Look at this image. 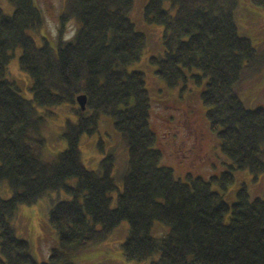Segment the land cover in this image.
<instances>
[{
  "label": "trees",
  "instance_id": "1",
  "mask_svg": "<svg viewBox=\"0 0 264 264\" xmlns=\"http://www.w3.org/2000/svg\"><path fill=\"white\" fill-rule=\"evenodd\" d=\"M9 2L12 15L0 8V183L9 184L12 196L0 194V264H75L74 253L104 242L124 221L129 235L122 249L129 262L159 254L155 264H264V199H253L243 185L229 204L212 188L227 191L236 170H248L255 179L264 174V108L250 109L240 97L246 74L263 66L264 51L240 32L238 0H149L145 6L146 23L164 27V54L150 59L156 74L172 88L203 87L209 127L232 162L209 179L187 173L185 180L162 165L145 74L128 70L146 46V36L130 19L135 0H66L57 42L42 37L41 46L30 34L45 24L35 0ZM251 2L264 9V0ZM71 20L78 29L66 40L63 31ZM17 48L21 70L33 79L31 99L7 78ZM81 95L86 109L77 107V121H67L66 149L45 160L46 115L38 109L53 114L50 108L77 105ZM100 115L113 120L129 151L115 207V157H105L96 171L81 158V138L95 132ZM74 178L76 185L69 183ZM60 191L71 198L49 213L59 245L39 263L12 222L21 205ZM156 222L168 233L153 236Z\"/></svg>",
  "mask_w": 264,
  "mask_h": 264
},
{
  "label": "rangeland",
  "instance_id": "2",
  "mask_svg": "<svg viewBox=\"0 0 264 264\" xmlns=\"http://www.w3.org/2000/svg\"><path fill=\"white\" fill-rule=\"evenodd\" d=\"M42 10L45 24L39 32L30 34L39 46L42 37L48 38L52 43L57 42L60 35V16L66 9V0H35ZM149 0H135V5L130 13V19L136 29L146 36V46L140 61L131 65L129 71H140L145 74L147 88L151 98V127L158 137L157 145L163 153L162 165L174 170L177 178L185 180L187 173L209 179L212 175H219L229 170L232 162L222 153L219 141L211 132L206 116L207 108L203 105L201 92L203 87L190 83L186 90L183 86L169 87L166 82L156 74V66L152 65V57L164 54L163 34L164 27L148 24L144 19L145 6ZM0 8L8 15H12L15 8L9 0H0ZM166 9H171V4H165ZM175 13L174 10L172 12ZM236 17L240 25V32L251 37L255 48L264 51V9L252 4L251 0H238ZM78 24L71 20L63 31L66 40L71 39L77 32ZM21 48L14 51L8 66L7 78L14 82L20 89L21 95L31 99L33 79L20 67ZM240 97L250 109L264 108V64L256 70L246 74L241 86ZM77 105L63 104L50 108L53 114H47V109L39 108L40 113H45L46 123L42 129L46 138V150L43 158L54 159L55 156L67 147L63 139L67 121H77L75 114ZM82 162L89 170H98L100 162L108 155L115 157L113 178L118 191L112 193L113 207L117 203L118 192L124 188V178L128 172L129 151L122 134L118 132L113 120L106 115H100L98 126L91 135L85 134L80 142ZM235 182L227 191H222L213 185V190L221 193L224 200L233 204L237 200V192L246 185L250 196L264 199V174L255 179L248 170L233 171ZM76 185L77 179L69 180ZM0 194L9 199L12 190L7 182L0 183ZM71 197L64 191L51 192L34 205H21L18 208L13 225L16 234L21 239L31 243L32 253L39 262H47L53 248L59 245L56 231L49 223V213L59 201L70 200ZM169 228L156 222L152 228V235L161 237L168 233ZM129 235V224L124 221L108 237L99 244H93L80 249L72 256L75 264H155L159 254L140 262L133 263L126 260L123 255L122 245Z\"/></svg>",
  "mask_w": 264,
  "mask_h": 264
},
{
  "label": "water",
  "instance_id": "3",
  "mask_svg": "<svg viewBox=\"0 0 264 264\" xmlns=\"http://www.w3.org/2000/svg\"><path fill=\"white\" fill-rule=\"evenodd\" d=\"M77 102L79 103L82 110L86 109L87 97L85 95H81L77 98Z\"/></svg>",
  "mask_w": 264,
  "mask_h": 264
}]
</instances>
